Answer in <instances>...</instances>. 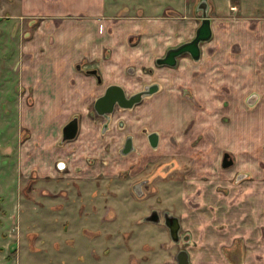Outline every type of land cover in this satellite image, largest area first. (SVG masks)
<instances>
[{
    "label": "rangeland",
    "instance_id": "rangeland-1",
    "mask_svg": "<svg viewBox=\"0 0 264 264\" xmlns=\"http://www.w3.org/2000/svg\"><path fill=\"white\" fill-rule=\"evenodd\" d=\"M187 1L186 16L193 13L199 16L198 11L204 10L207 3V0ZM17 2L0 0V264H170L175 263L179 250L187 251L189 243H199L196 237L201 232L216 235L214 242L218 241L225 249L226 243L229 244L232 239L226 238L230 231L244 230L249 234L255 219L252 211L264 209V101L260 106L257 103L264 92L252 90L258 83L251 55L252 42L244 44V50L237 41L240 30L232 31L231 37L226 35L230 27L237 25V21L230 19L229 28L216 33L213 42L200 44L199 60L183 54L187 55L186 58L182 60L183 55H180L173 68L151 65L143 69L142 74H147L144 77L147 81L141 88L160 82V95L164 93L162 97H167L171 103L177 100L171 96L172 82L176 78L174 74L178 73L180 82L174 93L185 100L182 106L186 103L187 108H191L192 104H200L195 116L202 121L194 125V120L186 123V116H182L180 123H175L178 124L175 129L182 132L185 129L184 135L195 132L190 134L192 141L181 137L180 146L170 149V152L163 147L165 157L154 160L164 165L163 175L153 179L154 189L147 187L142 193L139 190L137 193L136 189H130L134 180H127V175L113 174L114 177H111L107 171L100 174L96 179L98 182L81 184L74 178H67L52 185L45 180L38 182L35 176L27 180L23 178L24 182L26 180L24 183L14 172L18 146L26 136L18 127L19 115L14 105L20 69L18 42L23 31L7 17L12 14ZM238 16L233 14L231 18ZM221 41L229 44L220 45ZM226 53L234 55L233 63L220 62ZM215 57L219 71L216 68L213 71L223 76L217 77L219 81L225 77L220 69H228L227 74L231 75L235 74L234 69H239L244 74L240 80L243 87L250 91L245 90L243 94L244 110L240 106L242 103L238 104L243 113L242 124L231 113L237 110L235 114H238V109H226L227 101L221 98L225 93L223 88L236 85V79L228 86L218 82L221 89L211 84L206 91L197 81L199 65L205 69L204 62H215ZM44 63L48 62H42V66ZM229 78L232 80L234 77ZM205 93L216 98L213 99L216 100L214 109L210 107L211 99L203 100ZM147 97L144 101L152 98ZM217 107L219 110L215 109ZM173 112L180 115L186 113L183 107L175 108ZM56 113L55 110H48L46 117L51 120ZM90 114L94 115L93 108ZM157 115L153 114L148 121L160 129L159 124L165 119L160 120ZM35 116L37 120L41 117L39 112ZM257 116H260V122ZM147 124L150 125L149 122ZM224 128L228 132V147L220 148L219 143L215 144L212 140L220 138ZM224 151L229 152L234 161L227 171L219 165ZM158 163L148 164L151 170L146 177H154L158 173ZM173 179L179 182H172ZM125 199L127 201H123ZM14 201H21V204ZM239 201L248 203L242 205L238 204ZM241 209L250 218L248 223L238 226L244 217L239 213ZM153 211L159 214L157 222L146 219ZM164 214L178 221V241L173 240L164 222ZM243 240L245 237L234 239V245L239 247ZM228 255L237 256L232 252Z\"/></svg>",
    "mask_w": 264,
    "mask_h": 264
},
{
    "label": "crops",
    "instance_id": "crops-1",
    "mask_svg": "<svg viewBox=\"0 0 264 264\" xmlns=\"http://www.w3.org/2000/svg\"><path fill=\"white\" fill-rule=\"evenodd\" d=\"M17 1L12 14L7 17L13 19L16 28H22L23 31L18 42L20 69L14 99L19 115L18 127L26 134L20 141L14 163V172H17L16 175L22 182L23 178L27 180L35 176L38 182L45 180L51 185L67 178H74L85 184L98 182L96 179L106 171L114 177L125 173L133 165L140 169L143 157L149 154L147 148L144 152L140 127L149 122L148 128L156 129L148 121L153 114H158L157 118L160 120L165 119L159 124L163 133H178V141L181 137L192 141L190 134L195 132H188L185 137L182 136V130L175 129L174 126L177 127L178 124L175 123H180L182 116H186V123H192V120L194 125L200 123L202 120L195 116L200 104L196 103L191 108H187L186 103L182 106L184 100L174 93L180 82L178 73L174 74L176 78L172 82L174 86L171 98H177L175 103L162 97L164 93L161 96L159 91L148 102L143 101V104L130 110L115 111L105 132L102 130V118L91 115L90 109L95 99L110 84L120 85L127 93H132L146 83L147 79L144 77L147 75L142 74L143 69L153 65L154 60L167 49L193 37L201 23L203 11L210 19L211 28V37L206 43L213 42L216 33L229 28L231 21H237V25L230 27L226 35L231 37L232 31L240 30L241 38L237 36V41L239 45H243L244 50V44L252 42L251 55L258 78L257 87H252V90L264 92V80H261L264 79V0H207L204 10L198 11L199 16L194 13L186 16L187 0ZM173 12L179 14H171ZM233 14L239 16L231 18ZM225 41H221L220 45L229 44H224ZM185 58L182 57V60ZM234 58V55L226 53L220 62L231 63ZM44 61L49 64L44 63L42 66ZM214 61H218L216 57ZM206 62L205 69L199 65L197 81L202 83L200 87L206 91L207 87L214 84L221 89L218 82L228 86V83L232 84L236 79V85L223 88L225 93L221 98L227 101L226 109H238V114H235L237 110L231 113L242 124L243 113L238 104L242 103L240 106L244 110L243 94L247 90L240 80L244 74L239 69H234V75L227 74L228 69H220L225 77L219 81L217 77L223 76L213 71L215 68L219 71L216 66L218 63ZM88 67L98 70L101 83L96 81L94 75L86 72ZM37 71L40 73L37 74ZM229 77L234 78L231 80ZM212 78L216 79L212 81ZM249 91L250 89L247 92ZM206 94L203 100L211 99L210 107H213L216 102L213 99L216 98ZM263 101L264 95L257 101L259 106ZM178 107H183L186 113L180 115L173 112ZM51 109L57 113L48 120L46 112ZM215 109L219 110L218 107ZM191 110L193 115L190 116ZM37 112L41 115L38 120L35 116ZM74 118L77 119V133L74 138L63 140V127ZM257 118L260 122V116ZM117 121L123 123L120 128L116 126ZM227 134V129L224 128L219 140L223 144L227 143L228 147ZM126 135H133L139 154L118 153ZM57 176L64 178L59 179ZM14 202L21 204V201ZM247 203L239 201L238 204ZM239 213L244 217L238 226L248 223L249 214L244 209ZM252 213L255 216L253 229L249 234L244 230L230 231L226 238L232 239L229 244L226 243V249L218 241L214 242L216 235L201 232L196 237L199 243H189V263L264 264V221L261 222L264 209L257 208ZM238 237H245L239 247L234 245V239L237 240ZM231 252L237 256H229Z\"/></svg>",
    "mask_w": 264,
    "mask_h": 264
},
{
    "label": "flooded vegetation",
    "instance_id": "flooded-vegetation-1",
    "mask_svg": "<svg viewBox=\"0 0 264 264\" xmlns=\"http://www.w3.org/2000/svg\"><path fill=\"white\" fill-rule=\"evenodd\" d=\"M202 10V9H201ZM203 13V12H202ZM195 35H196V33H195ZM195 35H193V37H191L187 42H189V41H191L194 37H195ZM203 42H205V41H203ZM203 42H200L199 43V48H200V44L201 43H203ZM186 43V42H185ZM181 44H183V43H181ZM177 46H179V45H177ZM177 46H175V47H177ZM175 47H171V48H175ZM171 48H169V49H171ZM169 49H167V51L169 50ZM167 51L163 54V55H161L160 57H157L155 60H154V64H153V66H156V67H158V68H160V67H163V66H167V67H169V68H173V67H175L176 66V64H177V58L180 56H177L176 57V61H175V64L174 65H168V64H165V62H160L165 56H166V53H167ZM183 54H188L189 55V57H191V55L189 54V53H183ZM183 54H181V55H183ZM187 55H183V57H186ZM192 58V57H191ZM199 58H200V55H199ZM199 58L198 59H194V60H199ZM79 67L81 66V65H78ZM86 72L87 73H89V74H92V75H94L95 76V78H96V81L98 82V83H101V81H102V78H101V76H100V74H99V72H98V70H96V68H94V67H88V69L86 70ZM147 75V74H146ZM157 85V91L156 92H154V93H152V94H149V95H144L143 97H142V99L139 101V102H137V103H135L131 108H120V107H118L117 105L114 107V110L112 111V113H110V114H108V116H102V115H99L98 113H96V111L94 110V115L93 116H97V117H99V118H102V120H103V124H102V130H103V132H105L107 129H108V126H109V123H110V118H111V116L113 115V113L115 112V111H119V110H130V109H132V108H134V107H137V106H139V105H141V104H143V101H144V99L147 97V96H153V95H155L156 93H158L159 91H161V84H160V82L158 83H150L148 86H150V85ZM110 85H116V84H110ZM109 86V85H108ZM107 86V87H108ZM118 86H120V85H118ZM106 87V88H107ZM123 90H124V93H125V95H126V97H129L130 95H132V94H134V93H136V92H139V91H142V90H144L143 88H138L135 92H132V93H127L126 91H125V89L122 87V86H120ZM105 92V91H104ZM103 95V94H102ZM101 96V95H100ZM98 98V97H97ZM96 98V99H97ZM148 98V97H147ZM95 99V100H96ZM184 99H186V98H184ZM147 100V99H146ZM185 101V100H184ZM95 102V101H94ZM148 102V101H147ZM192 105H195V104H192ZM92 108L94 109V103H93V106H92ZM146 118V115L144 116V119ZM122 126L123 125V123H122V121H117L116 122V126L118 127V128H120L119 126ZM148 124L146 123L144 126H141L140 127V136H141V139L143 140V143H144V148H145V151L144 152H146V148L148 149V151H149V154H148V156L147 157H143V159H142V163H143V165H142V167L139 169H136V165H133V166H131L129 169H127L126 171H125V173H122L121 175H127L128 177H126V179L128 180V179H132V181L133 182H131V185H130V189H136L137 190V193H138V190L142 193V191H144L147 187L148 188H151V189H154V187H153V183H152V181H153V179L155 178V177H158V176H161V175H163L162 173H163V168H164V165L163 164H159L158 162H156V161H154V160H159V159H162L163 157H165V154H166V152L164 151V150H162L163 149V147H166V148H168V150H169V152H170V149H172V148H177L178 147V145L180 146V142L177 140L178 139V134L177 133H169V134H166V133H163V131H162V129L160 128V129H151V130H149V128H148ZM151 127V126H150ZM187 129V128H186ZM184 131H185V129L183 130V135H184ZM186 133V132H185ZM188 133V132H187ZM152 134H155L156 135V143H155V146H152V144H151V141H150V138H149V136L150 135H152ZM187 135V134H186ZM186 135H184L185 137H186ZM176 137V138H175ZM129 140L130 141V149H129V151L126 153V154H124V155H130V154H134V153H138L137 152V148H136V145H135V143H134V137H133V135H126L124 138H123V140H122V143H121V145L119 146V149L117 150L118 151V153L119 154H121V155H123V152H122V150H123V148H124V143H125V141L126 140ZM212 141H214V143L215 144H217V143H219V144H217V145H219V147L221 148V147H223V146H227V143H221L220 142V140H219V138L218 139H213ZM217 149H218V147H217ZM179 151V150H178ZM179 153L180 152H178L177 154L179 155ZM139 154V153H138ZM193 154V153H192ZM143 155V154H142ZM152 157H153V159H152ZM156 158V159H155ZM152 159V160H151ZM154 163V164H156V163H158L157 164V166H156V169H158L157 170V174L156 175H153L154 177H146V174H148V172H149V170H151V167L149 166L148 167V164L149 163ZM207 162V161H206ZM220 164V167H221V169L223 170V171H227L229 168H232V166L234 165V161H233V158H232V156H231V154L229 153V152H227V151H224V152H222V155H221V158H220V162H219ZM153 164V165H154ZM176 165H177V163H176ZM152 166V165H151ZM176 169V168H175ZM177 170V169H176ZM171 171V170H170ZM170 171H168V172H170ZM167 172V173H168ZM166 173V174H167ZM152 174V173H151ZM121 175H119V176H121ZM162 178V177H161ZM160 178V179H161ZM126 180V181H127ZM174 180V179H173ZM119 183L118 184H121V182L120 181H118ZM172 182H179L178 180H174V181H172ZM163 183V182H162ZM122 185V184H121ZM140 194V193H139ZM144 195H145V193H143ZM126 201H127V199H126ZM157 201H159V200H157ZM152 213H154L155 214V216L157 217V221H159V214L156 212V211H153V212H151L150 213V215L152 214ZM149 215V216H150ZM163 216V218H164V222L167 224V226H168V228H169V230H170V233H171V236H172V238H173V240L174 241H178V232H179V227H178V221L176 220V218L175 217H172V216H170V215H168V214H164V215H162ZM149 221H151V220H149ZM157 221H155V222H157ZM180 251V250H179ZM178 251V252H179ZM188 253V252H187ZM177 255V254H176ZM175 260H176V258H175ZM176 262V261H175ZM171 264V263H170Z\"/></svg>",
    "mask_w": 264,
    "mask_h": 264
},
{
    "label": "water",
    "instance_id": "water-1",
    "mask_svg": "<svg viewBox=\"0 0 264 264\" xmlns=\"http://www.w3.org/2000/svg\"><path fill=\"white\" fill-rule=\"evenodd\" d=\"M211 37L210 20L206 17V12L202 13L201 23L196 31L195 37L186 43H183L175 48H171L167 51L166 56L160 61L165 62L168 65H174L176 57L189 53L192 58L198 59L200 55L199 43L209 40ZM157 85L147 86L144 90L136 92L129 97H126L124 90L118 85H109L103 95L99 96L94 102V110L96 113L102 116H108L112 113L114 107L117 105L120 108H131L135 103L139 102L144 95H149L157 91ZM77 133V119L70 120L62 131V139L68 140L75 137ZM156 135L149 136L152 146H155ZM130 141L127 139L124 143L122 150L123 154H126L130 149ZM147 220L157 221V217L154 213L146 217ZM171 264H190L188 253L186 250H180L176 255V262Z\"/></svg>",
    "mask_w": 264,
    "mask_h": 264
}]
</instances>
